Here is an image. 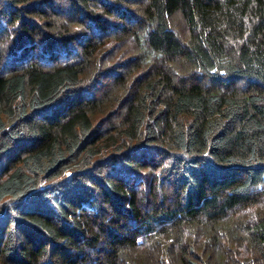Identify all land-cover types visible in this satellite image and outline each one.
Wrapping results in <instances>:
<instances>
[{
  "label": "trees",
  "instance_id": "trees-1",
  "mask_svg": "<svg viewBox=\"0 0 264 264\" xmlns=\"http://www.w3.org/2000/svg\"><path fill=\"white\" fill-rule=\"evenodd\" d=\"M0 264H264V0H0Z\"/></svg>",
  "mask_w": 264,
  "mask_h": 264
},
{
  "label": "rangeland",
  "instance_id": "rangeland-1",
  "mask_svg": "<svg viewBox=\"0 0 264 264\" xmlns=\"http://www.w3.org/2000/svg\"><path fill=\"white\" fill-rule=\"evenodd\" d=\"M118 61V60H117ZM116 63H119V62H116ZM121 64V63H120Z\"/></svg>",
  "mask_w": 264,
  "mask_h": 264
}]
</instances>
